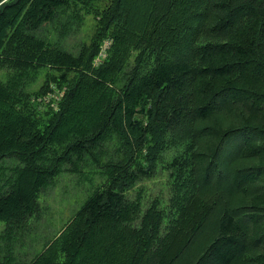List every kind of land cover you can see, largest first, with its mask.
I'll return each instance as SVG.
<instances>
[{"label":"trees","instance_id":"obj_1","mask_svg":"<svg viewBox=\"0 0 264 264\" xmlns=\"http://www.w3.org/2000/svg\"><path fill=\"white\" fill-rule=\"evenodd\" d=\"M2 223L0 264H264V0H0Z\"/></svg>","mask_w":264,"mask_h":264},{"label":"rangeland","instance_id":"obj_2","mask_svg":"<svg viewBox=\"0 0 264 264\" xmlns=\"http://www.w3.org/2000/svg\"><path fill=\"white\" fill-rule=\"evenodd\" d=\"M94 19L89 18L86 27L80 30L75 35H70L65 40L66 46L75 50L84 40L87 41V36L90 35L94 28ZM51 93V92H49ZM50 95L45 94L39 97L44 108L48 106ZM58 182L53 186L48 193L42 194L40 197L41 206L50 209V215L44 216V219H49V223H45L40 227L33 225L32 233L29 239L25 241L24 251L29 252L30 248L37 247L42 249L45 241L52 237L66 223L74 213L81 207L85 199L92 192V182L89 180L81 181L78 175L64 171L57 177ZM98 180V179H97ZM96 183V181H94ZM146 185L145 198L148 201L165 196L166 185L164 175L155 177L154 179L143 182ZM6 225L2 223L0 229L5 230ZM40 228V229H39Z\"/></svg>","mask_w":264,"mask_h":264}]
</instances>
